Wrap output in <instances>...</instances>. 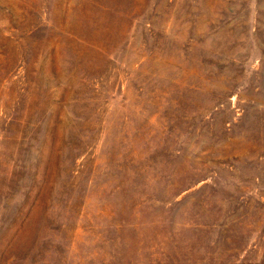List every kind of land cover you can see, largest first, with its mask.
<instances>
[{
	"label": "rangeland",
	"instance_id": "374dc122",
	"mask_svg": "<svg viewBox=\"0 0 264 264\" xmlns=\"http://www.w3.org/2000/svg\"><path fill=\"white\" fill-rule=\"evenodd\" d=\"M0 264H264V0H0Z\"/></svg>",
	"mask_w": 264,
	"mask_h": 264
}]
</instances>
